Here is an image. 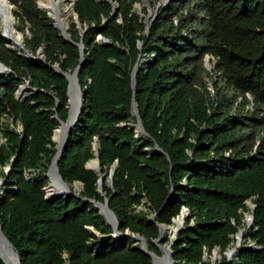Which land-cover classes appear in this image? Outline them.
I'll use <instances>...</instances> for the list:
<instances>
[{
	"label": "trees",
	"instance_id": "obj_1",
	"mask_svg": "<svg viewBox=\"0 0 264 264\" xmlns=\"http://www.w3.org/2000/svg\"><path fill=\"white\" fill-rule=\"evenodd\" d=\"M8 1L17 30L28 29L26 50L45 49L46 59L31 61L0 33V224L21 264H152L132 238H115L94 205L45 194L54 133L71 115L69 81L54 66L77 74L85 101L59 162L71 189L79 183L83 199H108L120 232L145 238L159 256L160 226L188 210L172 248L177 264H213L207 257L217 251L216 264H264V0L179 3L149 31L135 11L139 0H75L82 29L74 18L68 33L78 46L65 42L37 0ZM23 85L30 92L18 100ZM134 102L145 136L135 131ZM95 145L103 193L87 169ZM30 171L36 177L28 180ZM248 213L245 243L259 249L239 248L230 260Z\"/></svg>",
	"mask_w": 264,
	"mask_h": 264
},
{
	"label": "water",
	"instance_id": "obj_2",
	"mask_svg": "<svg viewBox=\"0 0 264 264\" xmlns=\"http://www.w3.org/2000/svg\"><path fill=\"white\" fill-rule=\"evenodd\" d=\"M6 1L8 2L9 7L11 8V10H13L14 7L9 3L8 0H6ZM140 1H142L143 3L147 2L146 0H140ZM73 4H75V1H74ZM39 8L41 10L47 12V10H45L41 5H39ZM47 13H48L49 18L54 20V25L57 28H59V30L61 31L62 36L65 38V42L77 45L76 43H74L71 40V38L69 36V33L63 31L62 28L59 26L58 22L54 18H52L51 14H49V12H47ZM14 19H15V17H14ZM75 19L77 20V18H75ZM76 23L78 25L79 30H81L82 27H81V24L79 23L78 20H77ZM146 24H147V31H149L150 28H151V23L148 21V19H146ZM1 36L5 39V37L3 35H1ZM99 39L101 40V43L103 45L108 43V41L106 39H103L101 37H99ZM6 41L9 42L8 40H6ZM79 46L82 47V45H79ZM17 48L19 50H21V51H24L31 61H33V62H41V63L46 64V59H45V54H44L45 49H42L41 51H39L38 56H34L30 52H28L26 50L24 42L21 45H18ZM142 60L143 59H141L139 61V63L135 66L134 71H133V79H132L133 88L136 87V78H137V74L139 72V67L142 65ZM52 69L57 74H62L63 77H65L69 81V99H70V107H69V109L71 111V115H70L67 123L65 124V123L62 122L60 128L58 130H56L55 133H54L53 141L57 145V154H56V156L54 158V161H53V164H52L51 168L49 169L48 174L46 175L47 178H49V184L44 189L47 198H50V199H53V200H59V199H62V198L75 196L78 199L83 200L85 204L94 205L100 211L101 215L104 216V218L106 220V223L108 225H110L111 227H113L114 233H115L114 236H115L116 239L120 240V239H123V238H132L135 242L140 243L141 244L140 251L143 252L145 255H147L149 258H151L152 264H177L174 261V258H173L174 253H173V249H172L173 246H174L175 240L173 242H171L169 246H166L165 245V237L163 236V232H162L163 228L166 229V232L171 230L170 227L160 226V237H159L158 240H156L153 243V245L157 249H159L161 251L162 255L161 256L155 255L153 252L150 251L149 242L145 238L140 237V236H131L130 234H122L120 232L121 225L117 221L115 214L111 211V209L109 207V200L108 199H106L105 203H103V204L102 203H98L96 201L83 199L80 196L79 193L75 194L74 192H72L71 187L61 177V174L59 172V162L62 159V157H63V155H64V153H65V151H66V149H67V147L69 145V142H70V139H71V135H72L74 129L78 125V120H79L81 114L84 112L83 106H84L85 101H84V97H83V94H82L81 87H80V85L77 82V74H75L74 76H71L70 74L62 73L61 69L58 66H54V67H52ZM1 75H2V73H1ZM28 90H30L28 85L20 86L18 91H17V93H16L17 99L21 100L19 96L23 92H27ZM73 92H77L78 97H79L78 112H75V110L73 109V106H72L71 93H73ZM133 106H134L133 113L136 116V120H137L135 131H136L137 134H139V135L141 134V135L145 136L146 135L145 128L143 126V122H142V120L140 118V113H139V111L137 109V106H136L135 102L133 103ZM59 131L62 132V138H61L60 142H57L55 140V136H56V134ZM156 149H157V151H159V147H157ZM94 150L96 152V154H95L96 159L92 160L90 163H88L87 169L91 170V171H94L95 173H97L100 176L99 189H100V193H103L104 177H103L102 172H101V165H100V160H99V157H98V146L97 145H95ZM93 164H96L97 169H94V168L91 167V165H93ZM114 173H115V171H112V173H111V177H110V182L111 183L113 182ZM53 174H55L56 179L59 181V183L61 185H63L66 188V190H62V191H58L56 193H53V195L50 197L48 195L47 191L50 189L51 181H52L51 176ZM78 184L79 183L74 184L73 187L74 188H78ZM186 215H188V210H185L182 213V215H181V217L179 219V220H182V226H181V228L179 230L174 232L175 238L177 237L178 233L181 230H183L184 227H185V216ZM251 217H252V221L250 223L247 222L248 226H250L251 223L254 222V216L251 215ZM174 223L176 224V222H174ZM242 237H243V231H240L239 234L236 237L237 246H240ZM160 244H163V248L162 249L159 246ZM4 248L12 254L15 264H21L20 259H19L18 255L16 254L12 244L7 239V237L4 235V233L2 231L1 224H0V254H1V259L3 261H4V258H3V249ZM164 249H166V252H164L165 251ZM235 253H236V249L229 250L226 253V256L230 259V258L233 257V255ZM4 263H5V261H4Z\"/></svg>",
	"mask_w": 264,
	"mask_h": 264
},
{
	"label": "rangeland",
	"instance_id": "obj_3",
	"mask_svg": "<svg viewBox=\"0 0 264 264\" xmlns=\"http://www.w3.org/2000/svg\"><path fill=\"white\" fill-rule=\"evenodd\" d=\"M74 1L75 0H73V1L71 0L70 3H68V7L70 6L69 8H71L70 11L68 13L63 14V20L68 22V30L71 27L72 19L75 18L74 10H73L74 9V4H73ZM146 1H147L146 3H143L142 1H140L135 6V11L144 20L145 24H146V19H148V21L151 23V27H152L153 23L155 21H157L159 19V17L161 15H163L166 11H169L172 8L173 5H178L179 3L186 4V3H190L191 1H194V0H168V1H164V0H146ZM37 2H38V5L42 6V4L44 3V0H37ZM116 8H117V6H116ZM13 23L15 24V27H16V30H17V21L13 22ZM17 32H19V31L17 30ZM0 33H1V35H3L2 32H1V29H0ZM19 33H21V32H19ZM21 34L24 36V39H25L26 36L29 35L28 29L25 31V33H21ZM99 41L101 42L100 39H99ZM10 44H11V46H10L11 49H18L15 46V44H13V43H10ZM140 48L142 49V45H141ZM145 62L146 61L143 59L142 60V64L145 63ZM205 65L207 67V70L211 74H213L214 61L210 57L206 58ZM207 83H208V89L212 93V96L213 95L215 96L216 95V90H215V87L213 85L214 79H212V78L211 79L210 78L207 79ZM29 92H30V90H28L26 92V96L29 95ZM235 113L236 112L233 111L232 114L235 115ZM6 120L7 119H5V123H10V121H6ZM134 127L136 128V124L134 125ZM5 172L9 173L10 172V168L7 167L5 169ZM0 182H1V187H4L5 181L1 178ZM71 190L75 194H77V193L80 194L82 192V190H83V186L81 184H78V188H74L73 187ZM248 208H249L250 211H252L253 206H252V204L250 202L248 203ZM247 215H252V213H248V214L245 215L244 222L247 225V228L245 229L247 232L245 233L244 230H242L243 231V237H242L240 246H237V240H235L234 244L232 245V247L229 250L236 249V251H237V249H239V248H242V247L250 248L251 246L254 245L251 241H248V242L245 243V240L248 239V235L250 233L249 229L253 226V223L250 226H248L247 221H246ZM177 221L178 220H175L176 224L174 223L173 226H170L171 230L167 231L165 233V235H164L165 236V245L166 246H169L171 242H173L174 240L177 239V237L175 238V235H174V228L177 227ZM133 246H134V248L141 249V244L138 243V242H135L133 244ZM235 255H236V253L233 255V258L235 257ZM230 259H232V258H230ZM220 260H221V254H220L219 251L214 252L213 255L210 258L207 257V261L213 262V264H216Z\"/></svg>",
	"mask_w": 264,
	"mask_h": 264
},
{
	"label": "bare ground",
	"instance_id": "obj_4",
	"mask_svg": "<svg viewBox=\"0 0 264 264\" xmlns=\"http://www.w3.org/2000/svg\"><path fill=\"white\" fill-rule=\"evenodd\" d=\"M71 0H44V3L42 4V7L51 14L52 18H54L59 26L62 28L63 31L68 32V22L63 20V14L68 13L71 8L68 7V3H70ZM73 1V0H72ZM168 1V0H164ZM11 8L9 7V4L6 0H0V29L5 37L6 40H8L10 43L15 44L17 47L18 45H21L25 39L24 36L17 32L15 22L10 15ZM26 96V92H23L19 97L20 99H24ZM71 102L73 109L75 112H78V105H79V97L77 92L71 93ZM62 138V132L59 131L56 136L55 140L57 142H60ZM92 168L97 169L96 164L91 165ZM51 186L50 189L47 191L48 195L51 197L53 193H56L58 191L66 190V188L59 183V181L56 179L55 174L51 176ZM247 222L252 221L251 215H247L246 218ZM252 224V223H251ZM182 226V220L177 221V227L174 228V232L179 230ZM163 236L166 233V229L163 228L162 230ZM165 237V236H164ZM160 248H163V244L159 245ZM166 252V249H164ZM154 253V252H153ZM157 255L156 253H154ZM166 254V253H165ZM3 258L6 264H15L14 258L12 254L7 251L5 248L3 249Z\"/></svg>",
	"mask_w": 264,
	"mask_h": 264
},
{
	"label": "built area",
	"instance_id": "obj_5",
	"mask_svg": "<svg viewBox=\"0 0 264 264\" xmlns=\"http://www.w3.org/2000/svg\"><path fill=\"white\" fill-rule=\"evenodd\" d=\"M0 75H1V73H0ZM22 100V99H21ZM12 128H14L13 127V125H12ZM16 130L19 132V133H21L22 131H23V127L21 126V125H18V127L16 128ZM1 142H4V140H1ZM25 177L28 179V180H30V179H32V178H35L36 177V173H34V172H26L25 173ZM249 203V202H248ZM248 203H247V205H248ZM251 203V202H250ZM252 204V203H251ZM252 206H253V208H252V211L254 210V205L252 204ZM251 248H255V249H259L258 247H256L255 245H253V246H251ZM232 259H233V257H232ZM232 259H230V260H232Z\"/></svg>",
	"mask_w": 264,
	"mask_h": 264
}]
</instances>
